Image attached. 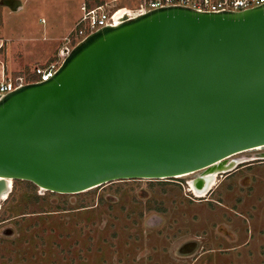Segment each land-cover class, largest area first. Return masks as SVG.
<instances>
[{
  "label": "water",
  "instance_id": "obj_1",
  "mask_svg": "<svg viewBox=\"0 0 264 264\" xmlns=\"http://www.w3.org/2000/svg\"><path fill=\"white\" fill-rule=\"evenodd\" d=\"M259 147L264 5L160 8L98 30L50 80L0 98V210L17 180L79 194L214 171Z\"/></svg>",
  "mask_w": 264,
  "mask_h": 264
},
{
  "label": "rangeland",
  "instance_id": "obj_2",
  "mask_svg": "<svg viewBox=\"0 0 264 264\" xmlns=\"http://www.w3.org/2000/svg\"><path fill=\"white\" fill-rule=\"evenodd\" d=\"M20 2L29 23L8 22L12 28L30 26L35 41L23 43L36 47L51 34L49 12L79 15L82 2L133 8L140 0ZM28 12L35 15L27 17ZM262 153L264 148L231 157L244 162L218 176L203 195L191 187L201 172L162 181H119L79 194L14 181L0 210V264H264Z\"/></svg>",
  "mask_w": 264,
  "mask_h": 264
},
{
  "label": "built area",
  "instance_id": "obj_3",
  "mask_svg": "<svg viewBox=\"0 0 264 264\" xmlns=\"http://www.w3.org/2000/svg\"><path fill=\"white\" fill-rule=\"evenodd\" d=\"M262 5H264V0H140L135 7L128 9L126 7L125 9L127 10V17L133 19L152 10L173 6L187 7L200 12L219 13L225 11L242 12ZM81 10L82 16L75 29L64 38V43L59 50L58 58L62 62H54L46 67L36 66L33 76L24 74L6 78L0 82V98L27 84L50 80L75 46L98 30L108 26H117L123 20L117 16L122 9L112 10L108 5L88 7L83 4Z\"/></svg>",
  "mask_w": 264,
  "mask_h": 264
},
{
  "label": "crops",
  "instance_id": "obj_4",
  "mask_svg": "<svg viewBox=\"0 0 264 264\" xmlns=\"http://www.w3.org/2000/svg\"><path fill=\"white\" fill-rule=\"evenodd\" d=\"M20 1L0 0V82L10 76L24 74L33 76L36 66L46 67L54 63L58 59L61 48L60 46L57 48V43L64 41V38L75 29L82 16V10L79 15L61 14L56 11L49 12L50 25L48 31L51 34L49 37L44 35L43 39L47 38L45 44L35 47V45L23 43L24 41L25 43L26 41L30 43L35 41L31 37L33 30L30 26L14 24L16 27L12 28L13 25L8 22V18H11L29 23L26 16H21L25 7ZM24 2H27V0H24ZM83 4L84 2H82L81 8ZM29 15L33 16L35 13L28 12L27 17ZM63 18L66 19L65 24ZM42 22H45V20L43 19ZM72 25L74 27H71ZM64 30L65 34L63 33Z\"/></svg>",
  "mask_w": 264,
  "mask_h": 264
},
{
  "label": "bare ground",
  "instance_id": "obj_5",
  "mask_svg": "<svg viewBox=\"0 0 264 264\" xmlns=\"http://www.w3.org/2000/svg\"><path fill=\"white\" fill-rule=\"evenodd\" d=\"M125 8L126 7H121L120 9H122V10L120 11L119 15H117L118 17H120L121 20L124 19L125 17H127V10L126 9H128V8H126V9ZM262 148H264V147L255 148L254 150H259ZM259 156L264 158V153L260 154ZM230 159H228L227 163H224L223 165H221L222 166L221 168L217 167V169H215L214 171H203L200 173L201 178H198L197 180L194 181V183L192 182V184H191V187L193 188V190L195 191V193L197 195L208 194L209 191H211V189L215 185L216 178L218 176H221L222 175L221 173H223V171H227L230 168H233V167L239 165L240 163L244 162V161H230ZM257 159H258V157H257ZM184 176H187V175H184ZM184 176H179V177H184ZM199 181L203 182V188L197 187V183ZM10 184L13 185L12 182H10ZM7 198L8 197H6V199Z\"/></svg>",
  "mask_w": 264,
  "mask_h": 264
},
{
  "label": "trees",
  "instance_id": "obj_6",
  "mask_svg": "<svg viewBox=\"0 0 264 264\" xmlns=\"http://www.w3.org/2000/svg\"><path fill=\"white\" fill-rule=\"evenodd\" d=\"M79 215H80V214H79ZM79 215H77V216H79ZM23 218H25V217H23ZM40 219H41V218H40ZM23 220H25V219H23ZM56 225L59 226L60 223H57ZM42 261H45V259H42Z\"/></svg>",
  "mask_w": 264,
  "mask_h": 264
}]
</instances>
